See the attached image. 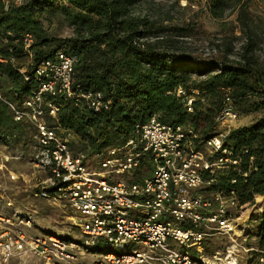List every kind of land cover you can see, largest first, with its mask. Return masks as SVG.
Listing matches in <instances>:
<instances>
[{"label":"built area","instance_id":"built-area-1","mask_svg":"<svg viewBox=\"0 0 264 264\" xmlns=\"http://www.w3.org/2000/svg\"><path fill=\"white\" fill-rule=\"evenodd\" d=\"M32 42V35H23L28 65L17 69L30 86L29 92L20 107L0 99L15 121L34 130V170H8V178L21 180L33 197L68 208L67 219L82 238L66 239L57 234L41 237L30 231L31 215L15 210L13 215L18 220H14L0 214V264L13 260L26 264L28 255L46 264H231L225 261L233 255L230 248L224 257L203 256L204 241L215 234L230 238L235 231L239 236L255 235L250 222L253 214L246 209L249 202L240 203L234 190H206L221 170L233 168L241 173L240 158L225 145L238 119L230 97L226 94L215 132L206 138L198 139L192 128L173 127L153 115L137 124L123 145L93 156L99 159L94 169L87 165L84 154L70 151L71 133L58 125L60 106L54 98L71 99L94 113L107 111L110 102L102 92H84L80 86H73L77 59L65 50L32 63ZM6 61L0 55V63ZM191 94L182 88L176 91L187 111L192 110L193 96L198 92ZM47 117L54 126L48 124ZM3 167L0 165V170ZM36 172L47 175L37 178ZM6 192L0 179V202L12 206ZM96 253L98 259L87 258ZM260 253L259 263L264 264V251Z\"/></svg>","mask_w":264,"mask_h":264},{"label":"trees","instance_id":"trees-1","mask_svg":"<svg viewBox=\"0 0 264 264\" xmlns=\"http://www.w3.org/2000/svg\"><path fill=\"white\" fill-rule=\"evenodd\" d=\"M144 2L21 0L16 4L14 0H0V55L7 58L0 63V74L6 79L0 83V96L20 107L30 90L17 70L28 65L24 34L33 37L32 63L65 50L77 59L73 86H80L84 92H102L110 102L107 111L94 113L63 96L54 98L60 106L58 125L74 137L68 141L70 151L93 157L123 145L135 126L153 115L173 127H190L198 139H204L215 132L227 94L238 116H258L248 125L232 128L225 139V145L241 160V173L233 168L221 170L206 190H234L240 203L251 205L255 196L264 200V68L253 54L258 34L248 12L249 0L239 4V22L250 34L239 57L231 58L228 49L217 58L203 61L173 49V42L164 36L165 20L141 12ZM225 5V0H213L211 15L220 19ZM44 14L63 16L73 35L50 37L42 26ZM178 88L188 95L198 92L191 111L176 96ZM46 120L54 126L51 118ZM30 138L36 148L34 130L15 121L0 99V140L17 144ZM250 222L255 228L256 247L264 251V209L260 215L253 214Z\"/></svg>","mask_w":264,"mask_h":264},{"label":"rangeland","instance_id":"rangeland-1","mask_svg":"<svg viewBox=\"0 0 264 264\" xmlns=\"http://www.w3.org/2000/svg\"><path fill=\"white\" fill-rule=\"evenodd\" d=\"M225 1V11L220 19L214 18L210 13L213 0H145L140 9L143 13L165 20L164 24L167 26V30L164 36L166 40L173 42V49L190 54L202 61L217 58L228 49L231 50V58H237L250 37L249 32H245L242 23L239 22V4L247 0ZM248 12L258 34L253 54L257 64L264 68V0H249ZM42 26L50 37L65 38L73 35L72 27L60 14H44ZM5 81V77L0 74V83H5ZM257 116V113H241L234 128L250 124ZM59 133L61 134V132ZM73 138L70 137L69 140ZM35 149L31 138L26 142L22 139L17 144L0 140V164H4L3 170H0V179L4 181L7 189L5 196L13 203L12 206L7 207L1 201L0 214L11 216L14 220H18L13 215L15 210L22 212V215H31L33 224L30 231L41 237L46 234H57L65 238L81 239L80 231L73 227L67 219L71 212L68 208L50 205V202L45 199L34 198L31 189L24 187L21 180L15 181V184L10 183L12 181L8 178V170L13 172L19 170L25 173L34 170L32 158ZM86 163L89 167L96 169L99 159L87 157ZM36 175L37 178L44 179L47 174L36 172ZM257 203L258 197L255 198L253 205L246 206L247 211L258 215L261 211L255 208ZM232 237L235 240H231ZM231 238L221 234L208 237L203 244L204 258L210 259L215 255L223 256L227 254V248H230L233 250V255L225 261L235 262V264H261L259 259L262 253L256 250L257 238L255 235L239 236V232L235 231ZM99 257V253L87 256L89 259H98ZM25 263L44 264L41 258L32 255L25 258ZM11 264H17L16 260H13Z\"/></svg>","mask_w":264,"mask_h":264},{"label":"bare ground","instance_id":"bare-ground-1","mask_svg":"<svg viewBox=\"0 0 264 264\" xmlns=\"http://www.w3.org/2000/svg\"><path fill=\"white\" fill-rule=\"evenodd\" d=\"M257 207H255L258 211H261L263 209V197L259 196L258 197V203L256 204ZM262 212V211H261ZM231 264H234L231 262Z\"/></svg>","mask_w":264,"mask_h":264},{"label":"crops","instance_id":"crops-1","mask_svg":"<svg viewBox=\"0 0 264 264\" xmlns=\"http://www.w3.org/2000/svg\"><path fill=\"white\" fill-rule=\"evenodd\" d=\"M0 165H4L3 163H1ZM15 172H20L19 170L18 171H15ZM30 173V172H29ZM4 182V181H3ZM10 183H14L15 184V181H12ZM5 184V183H4ZM27 184H30V182H28ZM24 187H27L26 184H24ZM27 188H30V187H27ZM35 198V197H34ZM50 205H55V204H52V203H49ZM57 207H61V206H58V205H55ZM263 209H264V203H263ZM262 209V211H263ZM44 264H46L44 261H43Z\"/></svg>","mask_w":264,"mask_h":264}]
</instances>
